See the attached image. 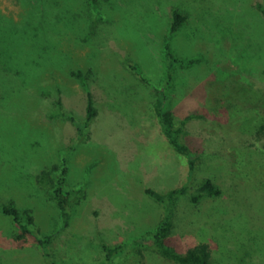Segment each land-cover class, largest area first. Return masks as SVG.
I'll return each instance as SVG.
<instances>
[{
    "label": "rangeland",
    "instance_id": "rangeland-1",
    "mask_svg": "<svg viewBox=\"0 0 264 264\" xmlns=\"http://www.w3.org/2000/svg\"><path fill=\"white\" fill-rule=\"evenodd\" d=\"M264 0H0V203L31 207L34 228L56 232V264H95L101 242H125L154 229L162 205L146 187L189 181L186 157L160 130L154 87L165 82L164 45L177 63L167 105L186 122L196 150L191 181L210 177L218 196L181 198L169 243L200 241L223 264H264ZM185 15L172 34V9ZM135 65L139 75L129 68ZM80 72L74 75L72 72ZM97 115L83 134L58 114ZM67 158L69 226L36 175ZM0 211V264H48L33 235ZM149 241V240H148ZM113 264H174L152 248Z\"/></svg>",
    "mask_w": 264,
    "mask_h": 264
},
{
    "label": "trees",
    "instance_id": "trees-1",
    "mask_svg": "<svg viewBox=\"0 0 264 264\" xmlns=\"http://www.w3.org/2000/svg\"><path fill=\"white\" fill-rule=\"evenodd\" d=\"M257 8L261 11L264 19V3L258 2ZM185 15L177 8L172 9V21L169 27L170 34L174 33L184 22ZM164 58L166 62L165 82L161 87H154V100L152 109L157 118L161 132L175 151L186 157L189 181L182 185L170 188L166 191H159L151 187H146L145 192L163 207V214L157 222L154 229L145 232L142 236L133 237L125 242H101L102 258L95 264H113L118 258H127L132 254H138L143 257L144 248H152L163 258L174 264H223L218 258H214L208 243L200 241L197 244L188 247L186 250L179 251L171 243L169 238L174 230L173 213L177 203L181 198H186L187 202L197 204L204 196H218L221 193L220 188L210 177H205L198 182L191 181L195 169L197 154L184 140V126L187 121L200 115L189 113L180 119H176L173 110L167 105V90L171 85L173 78V69L175 64H191L197 59L194 57L182 58L177 56L171 49L170 42L167 40L164 45ZM130 69L140 74L137 67L128 63ZM74 75H80V72H72ZM59 115L69 119L80 134H83L89 127L92 120L97 115V108L90 93L87 95L85 117L80 120L75 114L65 112L62 109L61 101L57 100ZM264 128V124L258 129ZM261 147L264 149V140ZM68 164L67 158H63L61 167L54 164L50 167H44L37 173L36 181L40 187L45 188L53 198L59 214V228L57 233L66 229L72 216V196L79 190L67 186ZM0 211L9 216L15 231L11 234L13 240L25 241L26 236L31 234L40 246L43 256L48 264H56L51 252V243L56 232H42L41 228H34L37 224L33 209L30 207H19L14 199L10 198L6 202L0 203ZM149 240V241H148Z\"/></svg>",
    "mask_w": 264,
    "mask_h": 264
}]
</instances>
